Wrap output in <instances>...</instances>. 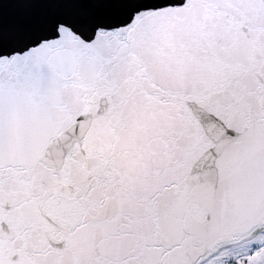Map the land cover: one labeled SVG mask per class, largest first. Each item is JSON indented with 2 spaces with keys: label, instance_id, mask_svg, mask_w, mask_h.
Instances as JSON below:
<instances>
[{
  "label": "snow or ice",
  "instance_id": "snow-or-ice-1",
  "mask_svg": "<svg viewBox=\"0 0 264 264\" xmlns=\"http://www.w3.org/2000/svg\"><path fill=\"white\" fill-rule=\"evenodd\" d=\"M0 264H264V0H0Z\"/></svg>",
  "mask_w": 264,
  "mask_h": 264
}]
</instances>
